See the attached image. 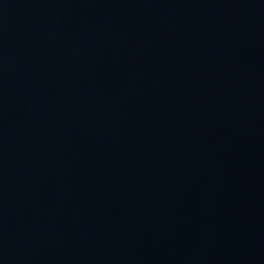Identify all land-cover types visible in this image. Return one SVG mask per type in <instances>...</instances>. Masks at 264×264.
I'll return each mask as SVG.
<instances>
[{
  "label": "water",
  "instance_id": "water-1",
  "mask_svg": "<svg viewBox=\"0 0 264 264\" xmlns=\"http://www.w3.org/2000/svg\"><path fill=\"white\" fill-rule=\"evenodd\" d=\"M0 264H264V0H0Z\"/></svg>",
  "mask_w": 264,
  "mask_h": 264
}]
</instances>
